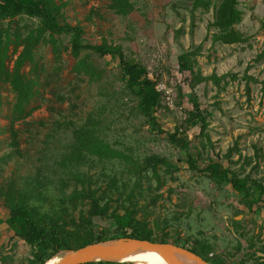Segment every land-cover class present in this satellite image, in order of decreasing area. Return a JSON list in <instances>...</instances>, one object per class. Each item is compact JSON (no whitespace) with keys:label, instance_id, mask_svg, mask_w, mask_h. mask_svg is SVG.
<instances>
[{"label":"trees","instance_id":"obj_1","mask_svg":"<svg viewBox=\"0 0 264 264\" xmlns=\"http://www.w3.org/2000/svg\"><path fill=\"white\" fill-rule=\"evenodd\" d=\"M215 1L189 0L193 10L213 9V20L206 26L207 31H216L212 34V43L246 44L249 38L237 29L244 16L239 0ZM67 5L64 0H0V101L5 86L13 96L6 117L7 127L0 128V133L6 132L10 138L8 150L0 154V208L7 215L4 233L8 239H16L29 249L28 264H45L59 253L122 238L170 243L209 264H264L263 183L250 174L239 176L238 171L230 167L232 149L223 156L224 163L217 158L199 169L198 162L202 159L199 149L192 147L178 133V128L164 130L158 122V113L165 109L161 106L160 94L155 91L157 78L151 80L147 68L120 46L104 38L99 44L86 42L84 28L68 22L64 11ZM107 10L123 18L134 13V4L130 0H110ZM261 24L264 27V18ZM44 46L50 47L52 55L49 72L48 66L41 64L37 57V51ZM63 49L73 61L70 68L73 79L67 85L60 81ZM201 53L199 44L179 54L176 61L179 73L188 75L189 108L185 110L183 124L188 129L198 127L199 137L208 138L211 114L202 108L197 87L211 83L223 91L229 83L227 79L235 82L238 78L229 73L203 76L196 69V58ZM13 58L10 67L8 62ZM256 59L263 60L264 52ZM243 81L247 92L250 83H259L247 74ZM260 84L264 95V81ZM49 86L54 100L47 102V121L36 122L33 128L26 130L27 146L21 148L15 125L32 116L37 108L31 105L45 101L41 89ZM81 87L99 88L98 100L87 109L86 105L82 108L76 105L81 95L77 91ZM176 91L181 105L185 95L180 88ZM127 99L135 102L129 106V115L140 117L157 136L164 135L184 155L190 172L233 188L243 216L250 220V226L235 221L232 226L245 238L244 248L237 242L230 250L224 248L219 255L209 257L217 247L204 239H181L177 234L169 240L162 235L164 228L150 210L154 199L137 207L135 191L141 193L140 197L145 192L137 188L140 181L147 180L149 173L160 182V167L165 172L172 169L170 162L160 155L140 157L128 150L126 145L131 140L115 130L122 125ZM136 147H139L138 142ZM254 149L257 156V148ZM10 163L13 167L9 175H3ZM106 165L122 170L113 173ZM97 167L101 170L95 172ZM129 178L136 180L131 187L126 182ZM110 202H116V206L111 208ZM148 217L155 221V236Z\"/></svg>","mask_w":264,"mask_h":264},{"label":"rangeland","instance_id":"obj_2","mask_svg":"<svg viewBox=\"0 0 264 264\" xmlns=\"http://www.w3.org/2000/svg\"><path fill=\"white\" fill-rule=\"evenodd\" d=\"M64 1L68 4L64 9L68 22L84 28L86 42L99 44L101 38H104L109 43L120 46L123 52L133 54L147 68L151 80L157 78L155 91L160 94L161 106L165 109L158 113V122L164 130L178 128V133L192 147L199 149L202 154V159L198 162L199 169L205 168L209 161H217V158L224 163L223 156L232 149L230 167L237 170L239 176L250 174L264 185V95L260 84L264 81V59H256L264 52V27L261 24L264 18V0H239V8L244 16L237 29L249 41L229 46L212 43V34L216 31H207L206 26L213 20V9L208 12L193 10L189 0H130L134 4V13L123 18L107 10L110 0ZM63 42L67 44L66 40ZM199 44L202 45V53L196 58V69L203 76L229 73L238 78L235 82L227 79L229 83L223 91L211 83L197 87L202 108L211 114L208 118V138L199 137L198 127L188 129L183 124L186 120L185 110L189 108L186 99L189 93L186 86L188 75L179 73L176 61L179 54ZM37 57L41 64L48 66L49 72V64L52 62L50 47H40ZM14 58L8 62V66L11 67ZM61 60L63 65L59 69L60 81L67 85L73 79L70 74L73 61L65 49L62 50ZM24 71L27 72L28 68ZM244 74L259 82L250 83L248 92L243 81ZM49 88L50 86L41 89L45 101H36L31 105L32 108H37L32 116L15 125L21 148L27 146L26 130L33 128L36 122L47 121V102L54 100L51 96L52 89L50 91ZM178 88L185 95L181 105L178 104ZM98 91V87H81L77 91L81 95L76 105L79 108L85 105L86 109L89 108L98 100ZM111 102L116 104L115 100ZM12 103L13 96L5 86L0 101V128L7 127L6 117L9 116ZM133 103L135 102L130 99L124 101L126 114L121 127L115 130L131 140L126 145L128 150L140 157L160 155L170 162L172 169V172H165L160 167V182L149 173L146 175L147 180L140 181L137 188L141 187L145 192L140 197L141 193L135 191L137 207L154 199L150 210L155 212L154 217L159 226L164 228L162 235L169 240L177 234L181 239H204L217 247L209 257L219 255L224 248L230 250L237 242L244 248L245 238H241L232 226L234 221L250 226V220L243 216L233 188L230 185H217L200 174L190 172L184 155L164 135L157 136L140 117L129 115L127 111ZM216 103L218 107L214 106ZM66 106L63 104V108ZM9 140L8 133H0V154L8 150ZM254 147L257 148V156ZM12 167V163L5 167L3 175L8 176ZM106 168L113 173L122 170L118 166L106 165ZM100 170L101 167H97L95 172ZM135 181L129 178L126 182L131 187ZM110 204L111 208L116 206V202ZM138 214L140 217L141 212ZM6 218L5 210L0 208V264H28L29 249L16 239H8L4 233ZM153 220L148 217L150 227L154 230ZM156 233L154 230L153 235Z\"/></svg>","mask_w":264,"mask_h":264},{"label":"water","instance_id":"obj_3","mask_svg":"<svg viewBox=\"0 0 264 264\" xmlns=\"http://www.w3.org/2000/svg\"><path fill=\"white\" fill-rule=\"evenodd\" d=\"M132 247L141 248L143 251L154 253L159 258L174 260L184 264H209L199 256L188 250L177 247L170 243H152L146 240L136 239H112L105 242L93 244L76 251H67L69 255L60 264H85L87 258L96 257L110 259L123 254Z\"/></svg>","mask_w":264,"mask_h":264},{"label":"bare ground","instance_id":"obj_4","mask_svg":"<svg viewBox=\"0 0 264 264\" xmlns=\"http://www.w3.org/2000/svg\"><path fill=\"white\" fill-rule=\"evenodd\" d=\"M69 255L68 252L59 253L49 259L47 262L49 264H57L56 260L53 258H59V264L63 262V260ZM85 262H111L112 264H184L182 262L174 261V260H166L163 258H159L154 253L143 251L141 248L132 247L128 251L123 254L110 258V259H102L96 257H90L84 260ZM46 264V263H45Z\"/></svg>","mask_w":264,"mask_h":264},{"label":"clouds","instance_id":"obj_5","mask_svg":"<svg viewBox=\"0 0 264 264\" xmlns=\"http://www.w3.org/2000/svg\"><path fill=\"white\" fill-rule=\"evenodd\" d=\"M54 260H56L57 264H59V258L54 257ZM46 264H49V262H46Z\"/></svg>","mask_w":264,"mask_h":264}]
</instances>
